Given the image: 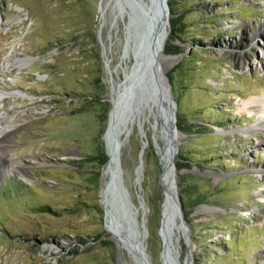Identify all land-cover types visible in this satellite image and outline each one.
<instances>
[{
  "label": "rangeland",
  "instance_id": "1",
  "mask_svg": "<svg viewBox=\"0 0 264 264\" xmlns=\"http://www.w3.org/2000/svg\"><path fill=\"white\" fill-rule=\"evenodd\" d=\"M116 1L0 0V89L24 93L0 100L11 128L0 142V264L138 263L112 230L129 233L103 177L109 114L135 62ZM168 4L161 64L184 128L179 263L264 264V0ZM117 109L114 165L146 258L164 264L160 118L152 99Z\"/></svg>",
  "mask_w": 264,
  "mask_h": 264
},
{
  "label": "water",
  "instance_id": "2",
  "mask_svg": "<svg viewBox=\"0 0 264 264\" xmlns=\"http://www.w3.org/2000/svg\"><path fill=\"white\" fill-rule=\"evenodd\" d=\"M146 2H148V9H146ZM150 5H154L156 9L150 10ZM116 6L119 11H124L127 8V24L125 26V49L132 51L135 62L132 66L129 74L126 75V80L128 81L127 85L123 90L117 95L114 99V107L117 105L120 109H123L131 114L132 110L135 109L137 103L146 102L148 99L154 101L156 107V115L159 116L161 122V130L164 132V145L163 149L167 150L168 155L171 158L172 163V173L173 180L177 179L176 176V165H175V155L178 150L179 138L176 137V134L179 135L176 125V111L174 110V102L170 93V84L167 76L165 75L164 82L159 80L157 74L156 63L159 62V59L156 58V53H154V45L156 41V33L153 34V31L156 30L158 22L155 16H152L150 12L159 14L160 10H164V21L167 20V12H169L168 0H117ZM155 15V14H154ZM157 17V16H156ZM159 33V32H158ZM131 44V46H130ZM134 100L136 102L134 103ZM109 114V121L106 132L110 125V118L112 111ZM134 107V108H133ZM118 117H119V109ZM128 117V115H127ZM118 119V118H117ZM105 132V134H106ZM114 141L115 135H114ZM117 147V145H116ZM117 160V155L115 154ZM116 167V165H115ZM142 164L139 165V170L141 171ZM117 169V167H116ZM162 178H163V187L165 189V206L163 208L162 214L167 207V187L164 179V167L162 165ZM116 184L114 183L111 186L110 191L116 192L117 198L122 201V214L127 218L129 233L125 236V241L132 248L135 255L142 251V256L146 260V264H150L146 255L144 253L143 246V235L140 230L137 228L135 223V218L133 212L128 203L126 193L123 189L120 173L117 169V179H115ZM177 186V184H174ZM108 188V189H109ZM176 198L177 205V196ZM115 198V197H114ZM178 206V205H177ZM116 228H112L114 231ZM124 236V235H123ZM163 236V235H162ZM164 242V237H163ZM140 243L141 250L136 247V244ZM167 260V259H166ZM170 264H179L178 258L175 254L173 262Z\"/></svg>",
  "mask_w": 264,
  "mask_h": 264
},
{
  "label": "bare ground",
  "instance_id": "3",
  "mask_svg": "<svg viewBox=\"0 0 264 264\" xmlns=\"http://www.w3.org/2000/svg\"><path fill=\"white\" fill-rule=\"evenodd\" d=\"M146 9H148L147 7L148 2H146L145 4ZM151 9H156V7L154 5H150V10ZM150 14L152 16H155L157 22H158V26L156 28V30L153 31V34L156 33V41H155V45H154V53H156V58L159 59V62L156 63L157 66V76L159 78L160 81H162V83L164 82L165 79V72L163 70V66L161 64V61L164 59V47H165V42L168 38V27H169V15L170 13L167 12V20L164 21V10L161 9L159 14H156L153 12H150ZM155 14V15H154ZM157 16V17H156ZM262 27H264V23L262 24ZM159 32V33H158ZM257 36H261L262 34H264V30H260L257 33ZM170 59V58H169ZM171 60H173V58H171ZM9 59L6 60V62H4L5 64H8ZM24 95L23 92H21L20 90H12V91H6V90H1L0 89V100L6 96H10V95ZM251 101L248 102L247 106H249V104H251L252 106H254L255 104H257V102H259L260 100H258L257 98L254 99H250ZM258 109L261 112H264V101L260 102V106H258ZM2 116L0 115V142L2 143L3 140L5 139L6 136H8L9 131L11 130V128L4 129L3 128V124H2ZM118 118V110H117V106L114 107L112 114H111V118H110V125L109 128L105 134V139L107 141V145H108V154H110V159L109 162L107 163V165L105 166L104 172H103V177H108L109 179L104 180V186L106 185L107 188L105 190V192L108 194V188L111 186H113V184H116L115 179H117V169L114 165L115 162V153H116V145L115 141H114V135H115V125H116V120ZM259 123L261 124L262 121L259 120ZM176 137L180 138V134H176ZM261 143H264V141L262 140ZM3 146V144H2ZM1 147V146H0ZM3 148V147H2ZM160 153H161V159H162V163H163V167H164V179H165V184L167 187V207L165 208L163 214H162V235L164 237V246H163V256H164V264H170L171 262H173L174 256L176 254L177 258H179V253L176 252L173 243H172V230L174 225L176 224V217L178 215L179 212V208L176 205V198H175V193L177 194L178 192V187L175 186V182L173 180V173H172V163H171V158L168 155L167 150L161 149L160 148ZM4 151V150H3ZM16 164H11L9 165V170L15 169V170H20L19 164L17 163L18 161H15ZM140 172V170H138ZM177 175V174H176ZM105 186V187H106ZM109 188V189H110ZM264 212V209H263ZM114 234L117 236V238H120L121 243L126 242L125 241V236L121 235V233L119 232V230H114ZM136 247H138V249L141 250V245L140 243L136 244ZM142 251H140L138 253V255L136 254L135 256L137 257V264H146V260L145 258L142 256ZM167 259V260H166ZM187 260V259H186ZM179 261V259H178ZM180 264V263H179Z\"/></svg>",
  "mask_w": 264,
  "mask_h": 264
},
{
  "label": "trees",
  "instance_id": "4",
  "mask_svg": "<svg viewBox=\"0 0 264 264\" xmlns=\"http://www.w3.org/2000/svg\"><path fill=\"white\" fill-rule=\"evenodd\" d=\"M177 125H178V127H179V129L180 130H183L184 128H183V126H182V124H180V123H177ZM179 151H180V147H179ZM184 202V201H183ZM197 203V202H196ZM195 204V202L193 203V204H190V205H194Z\"/></svg>",
  "mask_w": 264,
  "mask_h": 264
}]
</instances>
